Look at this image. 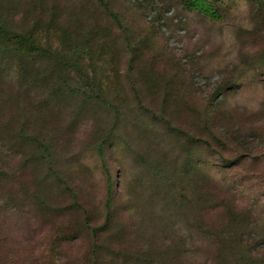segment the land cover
<instances>
[{
	"label": "rangeland",
	"instance_id": "obj_1",
	"mask_svg": "<svg viewBox=\"0 0 264 264\" xmlns=\"http://www.w3.org/2000/svg\"><path fill=\"white\" fill-rule=\"evenodd\" d=\"M206 1L0 0V264L264 262V0Z\"/></svg>",
	"mask_w": 264,
	"mask_h": 264
},
{
	"label": "trees",
	"instance_id": "obj_2",
	"mask_svg": "<svg viewBox=\"0 0 264 264\" xmlns=\"http://www.w3.org/2000/svg\"><path fill=\"white\" fill-rule=\"evenodd\" d=\"M182 4L188 10L195 11L202 17H205L212 21L220 20L219 10L214 7L211 3L206 0H182ZM38 39L35 36V32L28 31L25 33H14L6 30L0 23V52H9L17 56L33 57L40 55L41 49L38 47ZM216 240V241H215ZM215 245L219 239H215ZM220 248L226 249L227 254L231 256L232 264H264L260 261L257 256H259L258 243L247 245L246 240L243 238H227L225 240H220ZM243 243V244H241ZM247 245V247H246ZM255 248V250H254ZM248 249H253L251 254ZM221 251V249H220ZM248 254V257L244 259V256Z\"/></svg>",
	"mask_w": 264,
	"mask_h": 264
}]
</instances>
